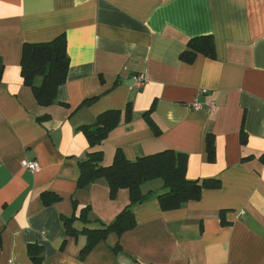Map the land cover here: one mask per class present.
I'll return each mask as SVG.
<instances>
[{"label": "crops", "instance_id": "1", "mask_svg": "<svg viewBox=\"0 0 264 264\" xmlns=\"http://www.w3.org/2000/svg\"><path fill=\"white\" fill-rule=\"evenodd\" d=\"M60 35L68 78L55 104L41 107L21 75L23 46ZM201 36L213 37L216 57L183 62ZM0 64V264H34L31 245L42 248L41 264H264V0H0ZM153 106L159 136L143 118ZM111 110L123 116L99 147L105 166L118 151L134 161L174 150L188 155L190 180L219 179L221 188L176 211L157 198L135 206L136 228L81 260L87 238L69 237L63 218L79 221L89 208L108 225L130 204L127 190L112 200L104 180L78 188L90 151L79 128ZM158 182L145 192L163 194ZM45 192L61 200L46 205Z\"/></svg>", "mask_w": 264, "mask_h": 264}, {"label": "trees", "instance_id": "2", "mask_svg": "<svg viewBox=\"0 0 264 264\" xmlns=\"http://www.w3.org/2000/svg\"><path fill=\"white\" fill-rule=\"evenodd\" d=\"M198 55L211 59L216 57L213 37L201 36L191 39L180 59L185 63L192 64ZM69 67L70 59L67 53L65 35H60L48 42L26 43L23 46L21 75L24 84L31 88L38 105L41 107H49L55 104L59 88L67 81ZM3 70L4 66L0 64V80ZM98 98L86 100L83 107L90 106ZM153 111L154 106L150 111L143 114V118L159 136L161 131L152 119ZM122 116V111H106L100 114L94 123L79 128L89 142L90 151L85 159L79 162L81 174L78 180V188L83 189L104 180L109 186L112 200L116 199L121 190H127L130 195L129 206L108 225L99 220L90 219L89 208L82 210L79 221L75 215L63 218L69 237L77 239L84 236L87 238L86 246L81 252V260H84L95 246L101 241H105L109 235L116 234L121 238L125 233L135 229L137 226L134 213L135 206L142 205L152 198H157L163 211H176L190 201L200 200L203 190L221 188V180L219 179L190 180L187 176L188 155L174 150L140 157L134 161L128 160L121 151H118L113 163L105 166L103 164L104 153L99 150V147L108 139L110 133L120 125ZM132 116V107L129 104L125 111L126 122H130ZM47 118L41 117L38 120L43 122ZM242 142L243 144L246 143L244 131H242ZM206 151L209 163H214L216 161V143L211 134L206 137ZM157 180L162 181L164 193L158 195L152 190L145 192L144 188ZM43 200L46 205H52L60 201L61 198L45 192ZM77 222H81V229L77 228ZM97 224H99L97 227L91 228ZM120 250V243H117L114 251L119 252ZM41 252L42 248L36 245L29 247L28 254L34 264L42 263V259L39 257Z\"/></svg>", "mask_w": 264, "mask_h": 264}, {"label": "built area", "instance_id": "3", "mask_svg": "<svg viewBox=\"0 0 264 264\" xmlns=\"http://www.w3.org/2000/svg\"><path fill=\"white\" fill-rule=\"evenodd\" d=\"M134 80H135V82H136V84L138 86L143 85V83L145 82L144 81V76H142V75L134 77ZM213 106H214L213 104L210 105L211 108ZM193 107L196 110H200L201 109V105H200V103L198 101H195L193 103ZM22 166L24 168H27V169L32 170V171H38L40 169V166H39V164L37 162H28L26 160L22 161Z\"/></svg>", "mask_w": 264, "mask_h": 264}, {"label": "rangeland", "instance_id": "4", "mask_svg": "<svg viewBox=\"0 0 264 264\" xmlns=\"http://www.w3.org/2000/svg\"><path fill=\"white\" fill-rule=\"evenodd\" d=\"M158 183H161V181H160V182H158ZM147 188H148V185H147Z\"/></svg>", "mask_w": 264, "mask_h": 264}]
</instances>
